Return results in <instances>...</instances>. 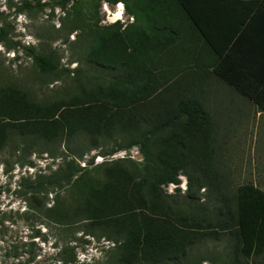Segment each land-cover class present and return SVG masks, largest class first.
<instances>
[{"label":"trees","instance_id":"1","mask_svg":"<svg viewBox=\"0 0 264 264\" xmlns=\"http://www.w3.org/2000/svg\"><path fill=\"white\" fill-rule=\"evenodd\" d=\"M70 2L71 31L84 33L85 61L94 72H80L87 77L84 84L77 81L73 89L64 85L40 97L47 80L60 81L70 72L46 45L24 47L38 72L29 86L0 85V151L55 156L63 147V156L71 159L62 171L36 182L34 193H45V185L66 187L67 208L51 210L50 217L112 242L115 264H264V192L243 184L227 194L219 178L196 160L213 141L200 84L223 83L264 113V0H63L57 5L64 10ZM103 2L121 3L134 23L142 16L152 30L169 32L159 39L158 33L138 32L134 23L99 28ZM0 44L16 50L4 27ZM199 44L202 55L184 50ZM201 66L200 73L193 69ZM134 148L141 163L130 159ZM92 151L101 163L94 165L92 158L86 163L90 169L80 168L75 160ZM119 151L127 156L110 159ZM179 172L187 177L186 192L166 194L162 186L178 185ZM202 189L217 193L214 200L197 194ZM208 242L221 243L222 250L199 251ZM74 262L70 256L63 264Z\"/></svg>","mask_w":264,"mask_h":264},{"label":"rangeland","instance_id":"2","mask_svg":"<svg viewBox=\"0 0 264 264\" xmlns=\"http://www.w3.org/2000/svg\"><path fill=\"white\" fill-rule=\"evenodd\" d=\"M62 2L0 0V27L5 28L8 37L16 45V50L7 51L0 44V85L17 83L29 86L38 70L33 68L32 59L22 50L29 46L39 50L42 45H46V51L55 50L59 55L60 67L70 73L60 81L47 80L38 93L40 97L64 85L73 89L77 81L83 84L87 82V77L80 72L89 75L94 70L85 61L88 51L82 41L86 42V38L82 39L85 35L79 29L71 31L72 11L69 8L72 3L61 10L57 4ZM116 6L100 3L97 27L104 28L117 22L121 29L130 25L131 21L123 17V8L120 11L122 15H118L119 20L115 18ZM17 8H22V12ZM87 8L82 7V15ZM193 69L200 73L203 66ZM222 84L214 79L207 81V84H200L213 122L209 135L213 141L207 143L209 148L196 160L219 178L227 194L234 193L243 184H252L264 192V114L258 113L255 107ZM34 88L39 86L34 85ZM62 149L60 147L55 156L34 152L22 157L20 151L13 152L11 148L0 151V264H63L70 256H74V264H115L112 242L85 235L82 225L57 224L50 217L51 210L67 208L69 195L66 187L45 185V193H34L36 182L62 171L71 159L63 156ZM97 153L92 151L75 162L82 169H90L86 163L92 158L94 165L103 159ZM117 153L110 159L127 156ZM130 159L141 163L140 154L133 149ZM177 178L178 185L162 186L166 194L176 196L186 192L187 177L179 172ZM197 194L202 198L209 195L211 200L217 195L204 189ZM208 250L215 253L221 251V243L208 242L199 251L213 253Z\"/></svg>","mask_w":264,"mask_h":264},{"label":"crops","instance_id":"3","mask_svg":"<svg viewBox=\"0 0 264 264\" xmlns=\"http://www.w3.org/2000/svg\"><path fill=\"white\" fill-rule=\"evenodd\" d=\"M123 8V17L124 18H126L128 21H131V22H129L130 24H132V23H134V19H133V16L132 15H130V14H128V13H126L125 12V10H124V6H123V4H121V3H118L117 4V6H116V10H115V12H117L116 14L117 15H120V11H121V9ZM121 15H122V13H121ZM140 19H141V21H137V22H135L134 24H136V26H139V27H141L140 29H139V31L138 32H140V33H146L147 34V32L148 33H150V34H152V33H158V35H159V39H162V35L164 34L165 36H166V33H168L169 31H167V30H164V31H154V30H152L151 28H150V26H149V24H148V22H147V20H146V18H144V17H140ZM117 20H119V18L117 19ZM184 31V30H183ZM187 31V30H186ZM184 50H185V52L186 51H189V50H193V54L194 55H197V54H200V55H202V53H203V50H201L200 49V44L199 45H196L195 47H189V48H187V47H185L184 48ZM183 50H182V56H186V53H185ZM190 53V52H189ZM245 101V100H244ZM248 103V102H247ZM249 104V103H248ZM251 105V104H250ZM252 106V105H251ZM254 107V106H253ZM257 110V109H256ZM257 112L258 113H262V112H259L258 110H257ZM264 114V113H263ZM202 264H208L207 262H203Z\"/></svg>","mask_w":264,"mask_h":264},{"label":"built area","instance_id":"4","mask_svg":"<svg viewBox=\"0 0 264 264\" xmlns=\"http://www.w3.org/2000/svg\"><path fill=\"white\" fill-rule=\"evenodd\" d=\"M133 151H137V149L134 148ZM120 153H123V154L126 156V151H121V152H118L117 154H120ZM124 155H123V156H124ZM120 157H122V156H120Z\"/></svg>","mask_w":264,"mask_h":264},{"label":"bare ground","instance_id":"5","mask_svg":"<svg viewBox=\"0 0 264 264\" xmlns=\"http://www.w3.org/2000/svg\"><path fill=\"white\" fill-rule=\"evenodd\" d=\"M115 18H118V15H117V16H115Z\"/></svg>","mask_w":264,"mask_h":264},{"label":"clouds","instance_id":"6","mask_svg":"<svg viewBox=\"0 0 264 264\" xmlns=\"http://www.w3.org/2000/svg\"><path fill=\"white\" fill-rule=\"evenodd\" d=\"M21 19H23V17H21Z\"/></svg>","mask_w":264,"mask_h":264}]
</instances>
